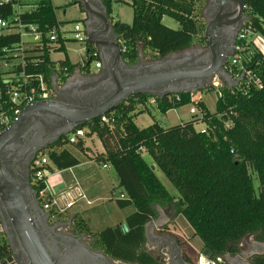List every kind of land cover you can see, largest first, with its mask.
Listing matches in <instances>:
<instances>
[{
    "label": "trees",
    "instance_id": "16d2710c",
    "mask_svg": "<svg viewBox=\"0 0 264 264\" xmlns=\"http://www.w3.org/2000/svg\"><path fill=\"white\" fill-rule=\"evenodd\" d=\"M244 1L251 17L248 25L264 37V0ZM37 2L38 9L23 16V23L45 28L56 25L51 0ZM199 2L131 0L133 20L127 24L111 17L112 0H104L115 34L126 49L122 57L129 64L137 62L140 50H150L159 59L188 50L196 43H205V25L196 15ZM10 14V6H0V17ZM164 18L175 22L176 27L166 25ZM15 41L17 38L9 36L0 40V46ZM243 46L245 58L242 63L253 71L261 87L251 84L244 90H229L226 85L220 86L214 113L200 102L197 106L202 117H193L190 122L167 129L157 121L139 129L134 122L136 116L144 113L137 111L139 106L145 107L150 99H154L159 112L165 115L170 110L191 104V94H180L179 101L176 96L159 99L137 95L111 113L80 127L85 130L86 137L96 135L104 148V153L97 154L92 160L115 170L119 187L126 196V199L116 200L117 206L120 209L135 208L125 220L126 231L123 226H117L93 234L81 221L73 218L79 233L88 236L96 249L127 264H157L143 249L145 226L158 219V208L170 210L174 216L182 214L194 230L193 237H198L203 248L212 252V259L236 253L246 237L254 236L258 241H264V56L251 45ZM55 52L66 54L65 44L45 42L43 49L31 58L39 60L37 69L47 79L60 75L65 81L77 65L70 63L67 56L64 61H52L50 56ZM205 91H214V87ZM103 117L110 123H102ZM200 122L206 125L205 131L195 129V124ZM68 143L67 137L60 140L47 154L52 166L59 171L80 164L69 150H60ZM71 145L83 150L82 141ZM144 154L151 157L154 165L178 190L177 199L158 180ZM44 189L46 185L41 183L37 191ZM10 254L8 242L3 238L0 240V261Z\"/></svg>",
    "mask_w": 264,
    "mask_h": 264
},
{
    "label": "water",
    "instance_id": "95a60500",
    "mask_svg": "<svg viewBox=\"0 0 264 264\" xmlns=\"http://www.w3.org/2000/svg\"><path fill=\"white\" fill-rule=\"evenodd\" d=\"M92 1L94 0H75V4L83 6L87 44L98 51L103 70L99 74H93L89 70L90 59L86 65L89 73L85 76L78 74L76 78L70 77L62 86L58 85V77L55 76L51 85L56 97L27 106L17 121L0 133V226L11 250H15L12 236L17 242L22 254V260H16L18 264H56L37 227L36 211L26 197L31 185L28 183V191L23 190L8 171L1 156L11 140L30 120L39 119L38 139L43 146L36 150L37 154L76 129L111 113L132 96L150 95L163 99L171 95L195 94L208 87H215V81L232 90L241 80H234L225 68L228 58L235 53L236 44L226 48L223 40L237 29L240 31L244 23L251 20L246 14L244 0H209L211 7H219L220 11L229 7L230 11L224 15L218 14L207 22L204 30L205 49L190 48L148 62L140 55L135 64L127 63L122 57L121 45L108 17L104 0H96L104 13L103 26ZM91 51L88 50V54ZM216 96L217 99L220 98L218 91ZM46 134L49 135L45 138ZM49 218L50 214L46 213L44 221L47 222ZM153 225L154 221L145 226L146 238L147 229L153 228ZM123 228L126 231L125 224ZM10 230L12 233H9ZM204 255L211 257L212 252L205 249ZM7 260L12 262L14 259L11 256ZM5 263L6 261H0V264ZM62 264L75 262L71 257L70 262Z\"/></svg>",
    "mask_w": 264,
    "mask_h": 264
},
{
    "label": "built area",
    "instance_id": "2783aa9c",
    "mask_svg": "<svg viewBox=\"0 0 264 264\" xmlns=\"http://www.w3.org/2000/svg\"><path fill=\"white\" fill-rule=\"evenodd\" d=\"M0 6H10L11 14L5 18L0 17V40L9 36H14L17 41L11 44L0 46V133L7 130L11 125L17 121L21 112L30 105L38 102H46L56 97L55 91L52 88V81L44 76V73L37 69L39 63L38 59L31 57L35 56L39 50H42L45 42L51 44L54 42H78L84 45L87 44V37L85 25L77 22L72 29H66L61 25L58 20L57 24L51 28L40 27L39 25L23 23L22 17L34 13L39 5L37 1L32 0H1ZM247 14V12H246ZM248 15V14H247ZM86 19V17H85ZM84 19V21H85ZM83 21V22H84ZM24 35H35V40L30 43L28 48H25ZM121 45V51L125 52V47L122 41L118 38ZM244 44L252 46V49L257 50L264 56V37L255 33L248 22L244 23L239 31L237 43L235 46V53L229 57L225 68L233 77L234 80L241 79L238 86L244 90L253 84L255 87L260 88L261 84L259 79L253 74V71L247 69L243 65L245 56L242 54L245 50ZM88 53V50H87ZM89 55L88 61L97 59L99 57L97 50H92ZM30 58V59H28ZM86 66V65H84ZM101 63L96 61V68L99 69ZM217 87V82H214ZM176 99L179 101V95ZM168 96V97H171ZM150 103H155L154 99L149 100ZM202 102V98L198 93L191 94V108L190 113L194 117H202L203 113L197 106ZM102 123L109 124L108 118L103 117ZM205 131V129L203 130ZM86 137L84 129H76L67 136L69 144H76L82 138ZM50 161L45 152L39 155V158L33 165V183L39 189L41 183H47V177L51 174L49 170ZM107 168L109 166H103ZM40 200L43 202V209L50 212L53 216L61 215L59 204L53 201L47 193V187L44 190L38 191ZM124 198V196H121ZM75 202L67 203L65 209H70L74 206ZM88 205H91L88 202ZM200 264H222V258L216 257L214 259L201 256Z\"/></svg>",
    "mask_w": 264,
    "mask_h": 264
},
{
    "label": "flooded vegetation",
    "instance_id": "af4514ba",
    "mask_svg": "<svg viewBox=\"0 0 264 264\" xmlns=\"http://www.w3.org/2000/svg\"><path fill=\"white\" fill-rule=\"evenodd\" d=\"M91 4L97 9V13L100 14L99 18L103 26L104 13L100 8L99 2L94 0ZM208 5L209 0H207L202 12L205 26L208 21L217 17L218 14L224 15L230 11L229 7H225L220 11L219 7H211L210 5L208 7ZM81 8L83 9L82 5ZM108 17L110 19L109 13ZM238 32L239 30L237 29L232 34H228L227 38H224L223 44L226 48H230L233 43H237ZM192 48L195 50L205 49L206 43H196ZM38 122L39 119L37 118L30 120L11 140L6 151L1 156L6 162L8 171L18 181L23 190L28 191V183L31 185V190L27 192L28 195L26 197L32 209L36 211L37 227L44 237V245L53 261L56 264L68 263L72 257L75 264H127L115 261L104 252L96 249L93 241L88 236L79 233L73 219L69 216L66 215L61 218V215L53 216L52 213L44 211L43 202L40 200L37 188L33 183V165L41 153L54 145L48 146L37 154L35 153L37 149L43 146V143L38 139L40 132L37 128ZM48 135L46 134L44 137L46 138ZM46 213L50 214L47 222L44 221ZM54 217L58 218L52 220ZM167 228L166 226L158 229L160 233L157 235L154 234V228L149 227L147 229L146 242L152 243L149 254L155 259L157 264H200V257L204 256L205 249H201L196 259H194L187 253L184 243L177 239ZM9 233H12V231L10 230ZM12 238L15 250L10 249L11 254L9 257L12 256L14 260L9 262L7 260L8 257L3 260L6 261L5 264H18L16 260H22V254L18 249L17 242L13 236ZM209 258H212V255ZM222 264H264V241H258L254 236L244 238L239 244L236 253H228L222 258Z\"/></svg>",
    "mask_w": 264,
    "mask_h": 264
},
{
    "label": "rangeland",
    "instance_id": "374dc122",
    "mask_svg": "<svg viewBox=\"0 0 264 264\" xmlns=\"http://www.w3.org/2000/svg\"><path fill=\"white\" fill-rule=\"evenodd\" d=\"M1 1V0H0ZM37 1V0H32ZM51 3L53 7L55 8L56 18L58 22L63 25L66 29H72L74 25L77 22L84 23L85 14L83 9L81 8L80 4H75V0H51ZM207 4V0H200V2L197 4L196 7V15L199 18L202 23L205 25V19L202 14L205 6ZM112 14L111 17L114 20H119L122 23L131 24L133 20V8L131 6V0H112L111 4ZM169 19H166L165 24L168 25ZM84 25V24H83ZM169 26V25H168ZM35 35H24L23 39L25 42V48H28L30 46V43H32L35 40ZM67 51H68V57L73 63H77L78 60L83 57L86 59H89L90 57L86 53V45L78 42H70L67 44ZM66 54L63 53H53L52 58L55 60L63 59L65 58ZM96 60L93 59L90 64V70L94 73L98 71L96 68ZM217 87H214V91L206 92L205 90H202L198 93V96H200L203 100V102L207 105V107L210 109L209 111L215 112L216 110V104H217V96L216 91L221 86H224V84L217 82ZM192 105H186L184 107H181L179 109H175L172 113L173 117L168 116L166 119H162V114L159 113L157 106L155 103L148 104L147 109H149L150 113H143L140 115V117L137 120V124L140 127H145L149 124H152L154 122L163 123L166 128H170L173 126H177L186 122H190L193 120V115L190 113V108ZM227 126H229L227 124ZM226 127V124H225ZM195 129L197 131H203L206 129V125L202 122L195 124ZM68 145V144H66ZM64 145V146H66ZM49 149L45 151L46 154H48ZM144 159L147 161L148 164L152 165L155 169V174L158 178V180L164 185L168 193L177 199L179 197V192L175 188V186L167 179L166 175L159 170L153 163L151 157L144 154ZM98 172L106 176V180L108 184L111 185V188L114 189V194L109 193L104 199L101 201L98 199V197H94L95 191L92 187L94 184L91 183L90 180L92 178H96V174L93 170H86L81 171L78 168L74 169L73 171H66L62 172L61 177L64 179L65 182H67L68 186H70V191L75 187L79 190L81 193V196H85L86 199L92 201L91 206L85 205L86 199L77 198L74 200V208L81 207L82 210H86L87 212L91 213V216L94 217V219H98L100 216H102V212L104 211L109 218V222L111 224H115L117 221V214L122 212L123 214H131L134 212L135 208L134 206L127 207L129 209H122L119 210L116 206V200L123 199L121 196L124 193L121 188L118 187V184L116 183L117 179L115 170L112 167L104 168L102 165H96L95 168ZM47 181V180H46ZM84 184V185H83ZM89 185V190L92 192L90 193L87 189ZM88 191V192H87ZM55 194V193H54ZM125 195V193H124ZM54 199H57V196H54ZM68 200V198H67ZM65 205V201L63 203ZM62 205V206H64ZM102 210H97L100 208ZM65 207H59L61 218H64L67 215L68 209H65ZM70 210V209H69ZM95 211V212H93ZM89 213V214H90ZM105 215V214H104ZM170 215V226L167 228L169 231H172L176 234L178 239L184 243L186 251L188 254H190L194 259H196L198 253L203 249V245L198 237H193L194 230L187 221V219L182 215H176L173 217ZM58 217H54L52 220H56ZM113 222V223H112ZM107 228V227H104ZM160 231L155 229V235L159 234ZM4 237L2 233V229L0 226V240H2ZM152 248V243L146 242L144 245V251L149 253L150 249Z\"/></svg>",
    "mask_w": 264,
    "mask_h": 264
},
{
    "label": "crops",
    "instance_id": "0c3cea01",
    "mask_svg": "<svg viewBox=\"0 0 264 264\" xmlns=\"http://www.w3.org/2000/svg\"><path fill=\"white\" fill-rule=\"evenodd\" d=\"M166 19L167 18H164V23L166 22ZM168 25L170 27H172V28H175L176 27V23L173 22V21H171V20L169 21ZM67 44L68 43L65 44V47L67 46ZM88 48H92V47L89 46V45H87V47H86V53H87ZM92 49H94V48H92ZM55 53H63V52H55ZM67 53H68V51H67V47H66V55H65V58L67 56V58L70 61V63L77 65V67L74 70V73L70 77L76 78L78 76V74H81L82 76L87 75L89 73V70L90 69L89 70L86 69L85 68L86 66H84V65H87L88 59L81 57L78 60L77 63H73L69 59ZM52 54H51L50 58L54 62H59V61H64L65 60V58L55 60V59L52 58ZM63 54H65V53H63ZM140 55L143 58V60L146 61V62L157 60V58H155L156 54L153 53L150 50H147L145 52H142V50H140L139 56ZM96 61L101 63V67L98 69V71H96L94 73L90 70L93 74H99L103 70L101 59L98 57ZM56 76L58 77V80H57L58 85L59 86H62L65 83L66 80L63 81L62 80V77L60 75H56ZM216 82H219V81H216ZM202 102H203V100H202ZM148 104H152V103L148 102L147 105ZM147 105L145 107L144 106L143 107H140L139 106L137 111H144V113H146V112L147 113H150L149 109H147L148 108ZM205 106L207 107L206 104H205ZM207 109H208V111L210 110L208 107H207ZM173 112H174V110H170L165 115H162V119H166V118H168V116L173 117V115H172ZM209 112L210 113H214V112H211V111H209ZM140 115L141 114H139L138 116H136L134 118V122H135V124L137 125V127L139 129H144V128H147V127H149V126H151V125L154 124V123H152V124H149V125H147L145 127L138 126L137 120L140 117ZM162 126L165 129H167L164 126V124ZM80 141L83 142V150L82 151H80L78 148H76L75 146H73L71 144H68V145L63 146L62 148H60V150H63V149L69 150L73 154V156L76 159H78V161L80 162V164L78 166H76L74 168L67 169V170L59 171L56 168H54L52 166V164L50 163L52 170H51V174L47 177V183H46L47 193L49 194V196L51 197V199L53 201L58 202L59 207H65L67 205V203H69L71 201H74L77 198L83 197L82 199H86L85 196H81V193L75 187L72 189V191H70V186H68L67 182L64 181V179L61 177V174H60L62 172H66V171H70L71 172V171H73L76 168H78L81 171L93 170L95 172L96 178H92L90 180L91 183L92 182L94 183L92 185V187H93V189L95 191V194H94L95 196L94 197H98V199H100L102 201L104 199V197H106L109 193L114 194V192H113L114 189L111 188V185L110 184H108V182L106 180V176L103 175V177H102V174L100 173V171L98 172L95 169L97 163L92 160L93 157L96 156L97 154L104 153V148L102 146V143L100 142V140L97 138L96 135H91L89 137L82 138ZM115 180H116V183L118 184V187H119L118 178L115 179ZM87 189H88V191L90 193H92L89 190V185H88ZM122 195L124 196L123 199H126V196L124 195V193ZM54 196H57V199L56 200L54 199ZM67 198H68V200H67ZM86 200L87 201L85 202L86 203L85 205L91 206L93 202L90 201V200H88V199H86ZM64 201H65V205L63 204ZM88 202H90L91 205H88ZM62 205H64V206H62ZM116 206H117V204H116ZM74 207L75 206H73L72 208H70V210L68 209L67 216H69L71 219H73L74 217H76L77 221H81L83 223V226L86 227L87 229H89L90 233H93V234L99 233L102 230L106 229L104 227H107V228H109V227L115 228L117 226H123L125 224L126 218L129 215L132 214V213L131 214H123L122 212L119 211V213L117 214V216H118V218L116 220L117 222L115 224H111V222H109V218L107 217V215H106V213L104 211L102 212V214H103L102 216H100L98 219H94V217L91 216V213L90 212H87L86 210H82L81 207H76V208H74ZM129 207H131V206H129ZM117 208L119 210H122L118 206H117ZM126 209H129V208H126ZM97 210H102V209L100 207ZM93 212H95V211H93ZM134 212H135V210H134ZM158 213H159V217H158V219L156 221H154V225H153L154 230L155 229L158 230V229H161V228H165L166 226L169 227L170 226V215L172 216V212L170 210H163L161 208H158ZM173 217H174V215H173ZM73 221H74V219H73ZM1 229H2V227H1ZM170 232L173 235H175V237H177L175 233H173L172 231H170ZM177 239H178V237H177Z\"/></svg>",
    "mask_w": 264,
    "mask_h": 264
},
{
    "label": "bare ground",
    "instance_id": "6f19581e",
    "mask_svg": "<svg viewBox=\"0 0 264 264\" xmlns=\"http://www.w3.org/2000/svg\"><path fill=\"white\" fill-rule=\"evenodd\" d=\"M69 144V143H68Z\"/></svg>",
    "mask_w": 264,
    "mask_h": 264
}]
</instances>
